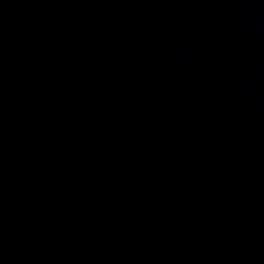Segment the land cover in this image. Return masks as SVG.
Wrapping results in <instances>:
<instances>
[{
  "label": "water",
  "instance_id": "obj_1",
  "mask_svg": "<svg viewBox=\"0 0 264 264\" xmlns=\"http://www.w3.org/2000/svg\"><path fill=\"white\" fill-rule=\"evenodd\" d=\"M0 264H264V0H0Z\"/></svg>",
  "mask_w": 264,
  "mask_h": 264
}]
</instances>
